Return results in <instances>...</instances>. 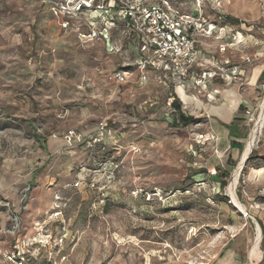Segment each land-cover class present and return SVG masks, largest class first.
Returning <instances> with one entry per match:
<instances>
[{"label":"rangeland","instance_id":"374dc122","mask_svg":"<svg viewBox=\"0 0 264 264\" xmlns=\"http://www.w3.org/2000/svg\"><path fill=\"white\" fill-rule=\"evenodd\" d=\"M166 1L215 27L195 36L207 57L242 71L264 60V0ZM122 4L0 0V264H264V181L245 184L257 149L225 177L206 170L207 117L153 74V92L137 87ZM119 70L130 83L111 81ZM68 129L88 143L68 145Z\"/></svg>","mask_w":264,"mask_h":264},{"label":"built area","instance_id":"2783aa9c","mask_svg":"<svg viewBox=\"0 0 264 264\" xmlns=\"http://www.w3.org/2000/svg\"><path fill=\"white\" fill-rule=\"evenodd\" d=\"M121 1L123 4L119 6L117 15L126 22L138 43L140 56L136 68L139 84H145L153 74L156 84L167 91L178 94L181 90L188 94L192 89L199 93L206 83L216 78L237 81L241 76L243 66L232 65L228 59H218L214 54L200 58L195 36L199 32L204 37L212 34L213 25L203 29L205 21L195 15L179 14L166 0H161V4H145L144 0ZM81 8L90 6H79ZM224 52V45H219L218 53ZM248 63H251L249 59L243 60L244 65ZM130 76L127 71H115L111 81L123 85L129 82ZM174 101V97H168L167 107L171 108ZM246 119L250 128L246 145H251L252 153L264 136V97L252 111H246ZM104 127L106 124L91 139L93 143L103 133ZM63 139L68 145L87 144L89 140L75 129L66 130ZM203 139L204 135L199 134L196 143ZM245 216L249 217L247 213Z\"/></svg>","mask_w":264,"mask_h":264},{"label":"crops","instance_id":"0c3cea01","mask_svg":"<svg viewBox=\"0 0 264 264\" xmlns=\"http://www.w3.org/2000/svg\"><path fill=\"white\" fill-rule=\"evenodd\" d=\"M224 29L230 30L231 28L224 26ZM239 36L242 38L241 34ZM244 37L250 44L257 42L251 32H247ZM204 42L205 39H202V47L198 48L200 58L207 57L211 52L209 49L212 46L208 45L205 48ZM255 46L258 51L264 50L262 45ZM240 74L241 76L237 81L222 78L209 81L199 93L195 89L189 90L188 94L178 90L179 101L184 110L190 112L189 114L194 113V115L207 117L202 141L205 149L203 152L207 158L203 165L207 171H214L213 173L216 172L220 177H225L232 172L231 165L235 166L242 163L246 149L249 147L248 145L245 146L248 132L246 127L249 128L246 111H252L263 98L260 84L264 79V60L241 71ZM147 84L144 86V84H139L136 81L138 88H145L147 92L149 90L153 92L154 87ZM256 149L252 156L253 161L250 162V158L248 160V168L245 174L247 187L261 184L264 181V139ZM249 153L250 149L243 164L246 162Z\"/></svg>","mask_w":264,"mask_h":264},{"label":"bare ground","instance_id":"6f19581e","mask_svg":"<svg viewBox=\"0 0 264 264\" xmlns=\"http://www.w3.org/2000/svg\"><path fill=\"white\" fill-rule=\"evenodd\" d=\"M213 29H215V27H213ZM184 100H185V99H184ZM248 146H249V147L246 149V153L244 154L243 161H244V159L246 158V155H247V153H248V151H249L251 145H248ZM243 161H242V163L238 166V169H240V168L242 167ZM236 170H237V169H236ZM236 170H235V171H236ZM237 176H238V172L235 174V177H237ZM235 179H236V178H235ZM231 196H232V202L234 203V205H235L236 207L240 208L241 205H240L238 199L236 198L234 191L231 192ZM53 205H54V204H53ZM256 251H257V254H258V245H257V247H256Z\"/></svg>","mask_w":264,"mask_h":264},{"label":"water","instance_id":"95a60500","mask_svg":"<svg viewBox=\"0 0 264 264\" xmlns=\"http://www.w3.org/2000/svg\"><path fill=\"white\" fill-rule=\"evenodd\" d=\"M247 159H248V158H247ZM250 260H251V261H250L248 264H257V263H253V262H252V258H250ZM216 264H230V263H229L228 259H223V260L221 259V260H219Z\"/></svg>","mask_w":264,"mask_h":264},{"label":"trees","instance_id":"16d2710c","mask_svg":"<svg viewBox=\"0 0 264 264\" xmlns=\"http://www.w3.org/2000/svg\"><path fill=\"white\" fill-rule=\"evenodd\" d=\"M176 107H178V105H176Z\"/></svg>","mask_w":264,"mask_h":264}]
</instances>
